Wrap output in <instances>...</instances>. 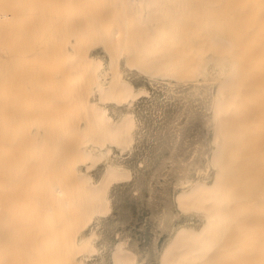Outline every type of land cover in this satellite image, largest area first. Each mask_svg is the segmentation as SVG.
<instances>
[{
	"label": "bare ground",
	"instance_id": "obj_1",
	"mask_svg": "<svg viewBox=\"0 0 264 264\" xmlns=\"http://www.w3.org/2000/svg\"><path fill=\"white\" fill-rule=\"evenodd\" d=\"M0 264H264V0H0Z\"/></svg>",
	"mask_w": 264,
	"mask_h": 264
}]
</instances>
